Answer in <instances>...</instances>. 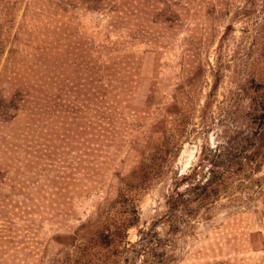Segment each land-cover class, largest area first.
Wrapping results in <instances>:
<instances>
[{"label": "rangeland", "instance_id": "374dc122", "mask_svg": "<svg viewBox=\"0 0 264 264\" xmlns=\"http://www.w3.org/2000/svg\"><path fill=\"white\" fill-rule=\"evenodd\" d=\"M11 71L36 77L42 106L0 136V264H264V165L175 233L157 224L175 179L225 131L249 130L264 0H0V79ZM5 107L0 119L16 116ZM142 163L157 174L127 189ZM121 192L139 213L127 241L155 230L164 247L136 255L78 233Z\"/></svg>", "mask_w": 264, "mask_h": 264}, {"label": "trees", "instance_id": "16d2710c", "mask_svg": "<svg viewBox=\"0 0 264 264\" xmlns=\"http://www.w3.org/2000/svg\"><path fill=\"white\" fill-rule=\"evenodd\" d=\"M253 80L255 81L254 76ZM219 78V77H218ZM244 75L236 83V93L238 96H245L246 90ZM258 84H255L254 108L251 109L254 119L250 123L249 130L243 133L242 127L238 126L235 129L225 131L223 142L219 143L215 148L209 149V154H206L199 165L175 179L171 187V192L166 198L167 213L164 218L158 223L163 225L166 233H175L179 228V220L183 216H193L199 209L216 201L222 192L226 190L231 181L249 180L253 174L261 171L264 165V96L258 93L264 89V85L259 79ZM38 80L31 75L20 74L17 72H9L5 78L0 79V97L1 99L11 98L13 104L4 106L1 102V108L6 110H14L16 116L12 119H0V136L7 133L10 128L11 132L21 133L22 123L15 119L21 111L22 117L29 119H38L42 101L41 91L37 89ZM217 83L215 88L217 87ZM179 110V109H178ZM17 121V122H16ZM236 124L237 121L235 120ZM229 134V135H228ZM232 134L241 140L239 147L233 145ZM204 155V153H203ZM157 158H154V160ZM148 161V158L145 159ZM210 164L209 177L200 179L205 164ZM152 166L142 163L136 170L140 174L133 171L129 180L125 182V186L129 190H143L148 187L152 174H157L152 171ZM156 172V171H155ZM253 182V178L250 180ZM257 183V182H256ZM261 182H258V184ZM184 187V190L181 188ZM139 213L137 205L125 193L121 192L118 197L109 204V208L104 213H99L95 218L90 219L87 223L82 224L78 228V233L91 234L96 240V244L101 247L114 248L119 250L121 245H125V250L136 251V255L140 252L152 253L166 245L165 240L158 237L155 230L148 240L140 239L137 243L131 244L127 241L128 231L131 228L138 227ZM158 226V225H157ZM157 229V228H156ZM127 246H131L127 248ZM132 249V250H130Z\"/></svg>", "mask_w": 264, "mask_h": 264}, {"label": "built area", "instance_id": "2783aa9c", "mask_svg": "<svg viewBox=\"0 0 264 264\" xmlns=\"http://www.w3.org/2000/svg\"><path fill=\"white\" fill-rule=\"evenodd\" d=\"M169 3H183V2H187V1H192V0H163Z\"/></svg>", "mask_w": 264, "mask_h": 264}]
</instances>
